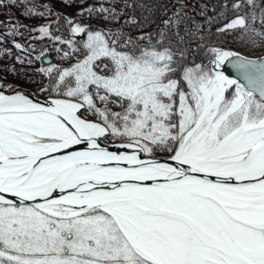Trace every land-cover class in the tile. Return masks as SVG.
<instances>
[{
	"label": "snow or ice",
	"instance_id": "obj_1",
	"mask_svg": "<svg viewBox=\"0 0 264 264\" xmlns=\"http://www.w3.org/2000/svg\"><path fill=\"white\" fill-rule=\"evenodd\" d=\"M17 5L54 15L0 0ZM0 27L60 60L28 78L43 100L0 75V264H264V0H93ZM13 43L22 64L48 52Z\"/></svg>",
	"mask_w": 264,
	"mask_h": 264
},
{
	"label": "trees",
	"instance_id": "obj_2",
	"mask_svg": "<svg viewBox=\"0 0 264 264\" xmlns=\"http://www.w3.org/2000/svg\"><path fill=\"white\" fill-rule=\"evenodd\" d=\"M92 2L93 0H86V3L81 4L79 2H75V0L74 2H71V3L67 2V0H31V3L37 6L38 8H40V6L45 3L48 4L49 8L53 11L54 15L45 16L43 18L27 17L22 14L24 12V8L17 5V7H13L10 9L0 8V21L11 24L18 20L21 24L28 25L29 27H33V26L38 27L40 24L46 23L47 21H55L56 15L69 16V17L76 16L78 9L80 7H86L87 3H92ZM202 2L203 0H190V6L192 3H195L197 5V10H198L199 3H202ZM77 18L79 19L80 17H77ZM84 19H87V18H84ZM196 19L200 20L201 17L197 15ZM93 23H95V21H93ZM223 23H227V20L221 21L220 25H222ZM21 31L23 32L22 36H11V35H7V29L5 27H0V35H7V39L4 40L3 42H0V51H2L3 49L10 50V53H4L3 55H0V69H2V67L5 65L7 66L15 65L16 68H27L29 70L28 75L25 76L24 79H17L15 74H5L2 71H0V75H4L6 77V82L19 84L26 91L40 95V93L35 90L36 88L35 84L28 83L27 81H28L29 76L32 77V79L39 81L41 77L38 75H35L32 70H34L37 67L47 66V65H43L39 61L31 65L27 63L22 64L18 62L16 60L17 56L26 55L28 53H23L20 49H16L13 41L19 42L25 48H28L29 53L32 56L38 55L40 51L47 48L48 52L54 56L53 61L51 63L60 62L59 56L57 55L55 51L56 45L49 38L29 39L30 35L33 37H36L38 36V33H29L28 31L24 29H21ZM53 31L55 34H62V33L55 32V25H53ZM219 39H224V38L221 37ZM260 42L264 44V41H260ZM225 47L233 48L235 50L242 51L250 55L256 54L253 52H249L246 46H241L237 43L232 42L231 38H228V41L225 43ZM33 48L35 49L34 51H32Z\"/></svg>",
	"mask_w": 264,
	"mask_h": 264
},
{
	"label": "rangeland",
	"instance_id": "obj_3",
	"mask_svg": "<svg viewBox=\"0 0 264 264\" xmlns=\"http://www.w3.org/2000/svg\"><path fill=\"white\" fill-rule=\"evenodd\" d=\"M45 57H48L49 59H50V61L49 62H43V58H42V60L41 61H39L41 64H43V65H47L48 63H50V62H52L53 61V55H51L49 52H47L46 53V55H45ZM55 63V62H54ZM36 86V85H35ZM31 87V86H30ZM32 88V87H31ZM35 90H36V88H35ZM28 92V91H27ZM29 94H34V96L35 97H37V98H39V99H44V97L43 96H41V95H39V94H35V93H30V92H28Z\"/></svg>",
	"mask_w": 264,
	"mask_h": 264
},
{
	"label": "water",
	"instance_id": "obj_4",
	"mask_svg": "<svg viewBox=\"0 0 264 264\" xmlns=\"http://www.w3.org/2000/svg\"><path fill=\"white\" fill-rule=\"evenodd\" d=\"M49 61H50V59L48 57L43 58V62H49ZM224 70H225L226 74H229V75L233 74V70L227 65L225 66ZM41 100H43V99H41ZM9 198H11V197H9Z\"/></svg>",
	"mask_w": 264,
	"mask_h": 264
}]
</instances>
